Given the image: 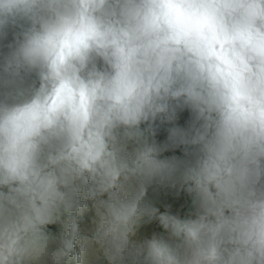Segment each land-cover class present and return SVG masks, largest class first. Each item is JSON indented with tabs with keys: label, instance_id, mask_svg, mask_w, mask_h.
<instances>
[{
	"label": "clouds",
	"instance_id": "obj_1",
	"mask_svg": "<svg viewBox=\"0 0 264 264\" xmlns=\"http://www.w3.org/2000/svg\"><path fill=\"white\" fill-rule=\"evenodd\" d=\"M0 264H264V0H0Z\"/></svg>",
	"mask_w": 264,
	"mask_h": 264
}]
</instances>
